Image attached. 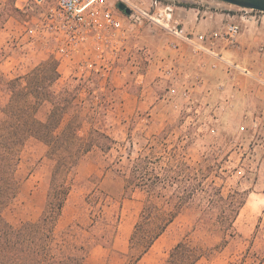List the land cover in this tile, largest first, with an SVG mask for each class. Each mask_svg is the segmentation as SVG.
<instances>
[{"label": "rangeland", "instance_id": "rangeland-1", "mask_svg": "<svg viewBox=\"0 0 264 264\" xmlns=\"http://www.w3.org/2000/svg\"><path fill=\"white\" fill-rule=\"evenodd\" d=\"M155 1L161 7L171 6L172 14L188 5L194 6L191 9L197 10L200 18L219 15L224 18L221 29L230 23L242 28L245 19L258 20L264 15L214 0H121L132 13L116 10L130 29L119 68L111 72L108 80L98 73L83 79L70 66L60 67L55 55L27 36L26 23L32 22L35 12L18 11V0H0V47L6 52L0 74L11 80L25 77L42 62L56 60L58 88L77 90V103L87 118L84 132L99 127L116 142L108 154L93 153L77 168L57 224L59 238H69L80 245L94 244L84 264H130V237L147 198L141 190H135L130 198L122 196L130 158L139 154L169 156L177 150L192 166H209L210 179L225 196L235 191L245 194V205L234 224L235 236H227L228 242L218 254L197 264H264V85L258 80L261 72L264 76V63L249 59L237 48L233 56L226 58L250 75L224 63L215 68L214 58L196 56L161 25L133 16L137 8L149 11ZM174 16L171 24L176 19L184 20ZM207 24L220 27L213 20ZM215 42L214 48L224 55V41ZM163 60L174 67L175 77L171 80L159 77ZM199 72L203 75L201 83L194 79L190 87L192 82L188 83L184 76L194 77ZM142 74L144 78L138 79ZM6 99L7 95L0 91L1 103ZM164 131L166 135L159 143L156 137ZM46 153L47 147L37 140H31L22 153L18 170L21 188L4 211V217L14 227L37 221L43 212L53 168ZM94 192L99 196L96 204L87 200ZM159 192L152 194V199L162 205L173 188ZM204 206L205 202L197 198L137 264H165L170 251L183 240L207 247L221 243L225 235L220 224L229 219L221 209L205 212ZM119 215L112 246L96 245L103 241L109 225H116ZM92 218L97 220L94 228Z\"/></svg>", "mask_w": 264, "mask_h": 264}, {"label": "trees", "instance_id": "trees-1", "mask_svg": "<svg viewBox=\"0 0 264 264\" xmlns=\"http://www.w3.org/2000/svg\"><path fill=\"white\" fill-rule=\"evenodd\" d=\"M5 58L6 52L0 47V66ZM58 67V62L50 59L25 77L11 80L0 74V91L7 95L5 103L0 101V264H84L94 245L59 238L57 224L77 168L93 153L108 154L116 142L99 127L84 132L87 118L77 103V90L58 88ZM165 135L164 131L156 137L159 143ZM31 140L47 147L46 158L53 163L51 181L40 218L14 227L4 217V211L19 194L18 170L22 153ZM177 152L169 156L139 154L130 158L122 196L130 198L135 190L147 194L130 237V264L140 262L197 198L205 202L203 211L221 209L229 219L220 224L224 240L215 247L180 241L170 251L165 264H197L204 258L211 259L226 246L227 236L236 234L234 224L245 205V194L235 191L225 196L222 188L210 179L209 166L194 167ZM170 187L173 192L162 205L153 201L152 194H161L159 191ZM87 200L96 204L99 196L94 192ZM120 220L119 215L116 225L105 230L104 242L95 244L111 247ZM96 223L92 218L91 227Z\"/></svg>", "mask_w": 264, "mask_h": 264}, {"label": "built area", "instance_id": "built-area-1", "mask_svg": "<svg viewBox=\"0 0 264 264\" xmlns=\"http://www.w3.org/2000/svg\"><path fill=\"white\" fill-rule=\"evenodd\" d=\"M120 2L121 0H18L16 7L24 13L29 10L35 12L32 22L26 23L25 32L30 39L41 42L48 52L55 55L60 67L63 64L70 66L69 69L76 72L79 78L88 79L92 74L98 73L108 80L111 72L119 68L120 53L126 49L129 39L130 29L120 13L116 12L121 11L118 8ZM172 11L171 6L161 7L155 1L149 11L137 8L133 16L137 14L161 25L177 40L189 46L196 56L202 54L214 58L217 62L213 64L215 68L219 67V63H224L229 68L251 74L226 60L214 49L215 40L233 43L240 34L238 25L230 23L222 32L211 33L212 48H209L206 46L207 35L195 37L193 34H186L177 21L174 26L171 25ZM178 48L175 45V50ZM161 63L160 79H173L174 67H170L164 60ZM202 76V72H199L194 77L189 74L184 77L188 83L192 82L190 87H193V80L199 81L200 78L203 79ZM141 78H144L143 74L138 76V79ZM258 80L264 85L262 72Z\"/></svg>", "mask_w": 264, "mask_h": 264}, {"label": "crops", "instance_id": "crops-1", "mask_svg": "<svg viewBox=\"0 0 264 264\" xmlns=\"http://www.w3.org/2000/svg\"><path fill=\"white\" fill-rule=\"evenodd\" d=\"M183 10L177 11L172 15L183 17V21L176 19L175 21L181 24V27L186 34H193L195 37L204 34L207 35L206 46L211 47L210 43V34L217 31H223L226 26L221 29L222 24H224V18L219 17L215 14L213 17L204 19L200 18V13L196 12L195 9L182 8ZM174 16V17H175ZM215 22L216 25H219V28H212V25H208V21ZM171 24V23H170ZM174 26V24H171ZM240 27V26H239ZM221 29V30H219ZM198 41V40H197ZM222 52L224 53V58L233 56L238 48L244 54H248L249 59H255L259 64L264 63V15L260 16L258 20H248L245 19V23L240 27V34L235 39L233 43L222 42ZM215 51L218 49L214 48ZM234 51V52H233ZM230 61V60H228Z\"/></svg>", "mask_w": 264, "mask_h": 264}, {"label": "water", "instance_id": "water-1", "mask_svg": "<svg viewBox=\"0 0 264 264\" xmlns=\"http://www.w3.org/2000/svg\"><path fill=\"white\" fill-rule=\"evenodd\" d=\"M221 3H225L234 7H237L241 11L245 12H257L264 14V0H214ZM118 8L127 15L132 13V10L124 3H120Z\"/></svg>", "mask_w": 264, "mask_h": 264}]
</instances>
